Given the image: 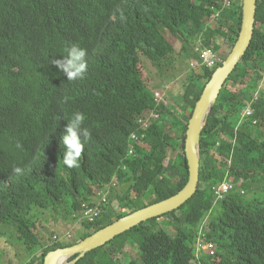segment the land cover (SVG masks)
Instances as JSON below:
<instances>
[{"label":"trees","instance_id":"obj_1","mask_svg":"<svg viewBox=\"0 0 264 264\" xmlns=\"http://www.w3.org/2000/svg\"><path fill=\"white\" fill-rule=\"evenodd\" d=\"M215 8L221 9L218 0H0V245L10 231L4 244L17 241L28 264H44L48 253L72 247L185 186L188 121L225 59L212 70L202 67L199 75L191 72L170 106L155 104L142 80V60L169 71L175 42L181 59L198 43L215 54L223 44L232 48L242 0L212 24ZM71 43L87 49L88 69L82 80L68 82L51 61ZM193 58L199 61L194 52ZM263 64L264 0H257L250 46L201 134L196 194L77 264H121L118 256L128 246L139 254L128 264H264V90L251 106L253 115L239 125ZM77 111L85 115L91 139L80 166L68 169L61 138ZM150 112L158 118L142 130ZM133 135L142 139L130 155ZM113 182L118 186L102 203L101 215L82 220L84 205L96 206ZM224 182L233 191L216 201L214 191ZM47 213L55 223L81 224L83 233L66 243L51 237L45 245L39 231ZM203 222L207 248L197 253Z\"/></svg>","mask_w":264,"mask_h":264},{"label":"water","instance_id":"obj_2","mask_svg":"<svg viewBox=\"0 0 264 264\" xmlns=\"http://www.w3.org/2000/svg\"><path fill=\"white\" fill-rule=\"evenodd\" d=\"M256 3L257 0H242L241 25L237 40L226 59L213 72L205 85L188 121L184 142V154L188 167V180L185 186L174 196L123 217L72 247L48 253L44 264H77L89 253L104 247L142 223L178 209L196 194L199 183L201 134L224 84L250 46L254 34ZM73 258L74 260L70 262Z\"/></svg>","mask_w":264,"mask_h":264},{"label":"rangeland","instance_id":"obj_3","mask_svg":"<svg viewBox=\"0 0 264 264\" xmlns=\"http://www.w3.org/2000/svg\"><path fill=\"white\" fill-rule=\"evenodd\" d=\"M218 1L222 9V6H225V2L223 3V0ZM236 1L237 0H232L233 3H236ZM221 9H219V11ZM219 18L212 21V24L218 21ZM180 46L181 45L179 42L174 43V68H170L169 71L154 67L150 62L142 60L144 67V72L142 73L143 83L153 92L160 91V93L163 95V100L169 106L173 105L176 98H179V95L183 91L186 78L190 75V73L194 72L195 75H199L202 69L199 61L197 62L193 58V52L196 53L195 50L193 51L190 49L189 56L187 55L183 59L179 57ZM231 49L232 48L229 44H223L220 52L217 53L218 58L221 60L226 59ZM227 88L229 89V87ZM189 113L190 109L186 108L185 116H187ZM39 232V235L42 238L41 240L44 241V244L50 245L52 244L53 240L62 243L74 241L81 235V233H83V230L81 228V224L74 223L67 225L66 223H55L52 221V215L47 213L45 215L44 228H41ZM52 232L58 236H53ZM6 233L7 235L5 234L0 245V264H28L30 258H28V253L25 251L23 245L17 241H12L13 244L11 247L8 244H4L5 240L9 236L10 231H7ZM51 237L53 240H51ZM55 237H57V239H55ZM138 257L139 254L137 252V248L128 246L124 250V253L118 256V260L121 264H128L131 260H136Z\"/></svg>","mask_w":264,"mask_h":264},{"label":"clouds","instance_id":"obj_4","mask_svg":"<svg viewBox=\"0 0 264 264\" xmlns=\"http://www.w3.org/2000/svg\"><path fill=\"white\" fill-rule=\"evenodd\" d=\"M87 49L80 47L76 43L67 44L64 54L60 59L52 60L51 63L61 71L68 82L82 80L87 72L88 63L86 60ZM68 98L65 97V100ZM85 115L82 112H74L68 119L65 126V135L61 138L63 146L62 164L68 169L80 166L81 154L85 143L91 139V132L84 127ZM12 171L20 174V166L14 165Z\"/></svg>","mask_w":264,"mask_h":264},{"label":"built area","instance_id":"obj_5","mask_svg":"<svg viewBox=\"0 0 264 264\" xmlns=\"http://www.w3.org/2000/svg\"><path fill=\"white\" fill-rule=\"evenodd\" d=\"M224 2H225V6H222L223 8L220 11L216 10L215 8L214 20L219 18V15L224 8L231 6L233 3L232 0H223V3ZM195 52L199 56V64L202 67H205L206 69L212 70L219 63L222 62V60L218 58L217 54L213 53L210 49L203 47L201 43H198V45L195 48ZM260 76H261V81L259 83L258 89L253 97L252 102L246 105L245 109L242 111L240 115L239 125L243 121L249 119L253 115L251 106L258 100L259 95L261 94L262 90H264V64H263V70L260 73ZM153 93H154V102L156 105H160L162 102L165 103V101L163 100V95L160 93V91H155ZM157 118H158V115L155 112H150L147 118L141 121V129L146 130L150 125V120H156ZM253 126H255V124H253ZM140 137L141 136L133 135V137L131 138L132 147H131L130 155L134 154L137 145H141L142 138L140 139ZM117 186H118V183L113 182L111 186L107 187V190L105 192L100 193L98 196L100 198V202L99 204H96V206L84 205V208H83L84 210L82 213V220L94 222V220L98 218L102 213V210H101L102 203L108 204V195L111 192L112 188H116ZM231 191H233V186L227 184V182H224L214 191V196L216 198V201L223 200ZM204 223L205 222L202 223V225L199 228V232H198V238H197V244H196L197 253L207 248L203 244ZM55 239H57V237H55Z\"/></svg>","mask_w":264,"mask_h":264},{"label":"bare ground","instance_id":"obj_6","mask_svg":"<svg viewBox=\"0 0 264 264\" xmlns=\"http://www.w3.org/2000/svg\"><path fill=\"white\" fill-rule=\"evenodd\" d=\"M216 69H217V68H216ZM216 69H215V70H216ZM140 124H141V123H140ZM98 196H99V195H98ZM108 198H109V195H108ZM98 199H99V201H98ZM98 199H97V201H98V204H99V202H100V198L98 197ZM85 222H86V221H85Z\"/></svg>","mask_w":264,"mask_h":264}]
</instances>
